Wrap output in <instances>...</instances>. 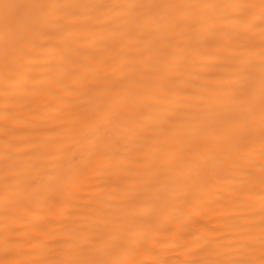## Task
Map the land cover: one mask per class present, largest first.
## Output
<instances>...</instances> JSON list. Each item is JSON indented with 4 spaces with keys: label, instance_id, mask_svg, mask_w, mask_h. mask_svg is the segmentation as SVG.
I'll return each mask as SVG.
<instances>
[{
    "label": "bare ground",
    "instance_id": "1",
    "mask_svg": "<svg viewBox=\"0 0 264 264\" xmlns=\"http://www.w3.org/2000/svg\"><path fill=\"white\" fill-rule=\"evenodd\" d=\"M28 15V10L21 13ZM259 34L257 20L252 58L257 77ZM190 37L191 33L163 57L138 63L132 52L121 62L120 72L137 78L144 74L143 91L147 102L156 106L154 114L195 116L204 127L200 131L180 126L160 153V166L126 177L130 185L120 180L123 173L114 166L85 172L77 180L63 181L54 193L30 198V193L44 190L45 154L70 133L72 125L63 118L82 99L88 85H68L78 93L61 90L59 96H51L40 90L43 72L39 62L23 68L24 77H31L27 83H22L24 77L19 74L6 76L0 67V233L11 228L18 237L44 233L63 239L69 227H80L107 238L113 229L134 221L135 230L125 234L117 254L125 261L144 264L239 259L238 253L244 251L241 246L250 236L258 248L259 179L264 169L258 97L249 137L229 119L234 106L233 80L245 68L237 59L240 52L223 33H205L199 40ZM9 161L16 164L9 166ZM174 181H178L176 194L161 210L142 216L131 210L134 195H146L147 187ZM253 183L256 186L250 193ZM242 200L249 201L254 210L240 204ZM19 258L77 257L54 256L45 249L32 254L25 249Z\"/></svg>",
    "mask_w": 264,
    "mask_h": 264
},
{
    "label": "snow or ice",
    "instance_id": "2",
    "mask_svg": "<svg viewBox=\"0 0 264 264\" xmlns=\"http://www.w3.org/2000/svg\"><path fill=\"white\" fill-rule=\"evenodd\" d=\"M24 10L30 15L22 17ZM257 20L258 77L252 59ZM189 33L196 40L205 33L230 37L245 68L243 75L233 80L234 106L229 119L250 137L258 97L264 145V0H0V67L6 76L24 77L23 68L39 62L43 76L38 83L48 95L59 96L61 90L78 93L68 85H88L82 99L63 118L72 125L70 133L45 154L44 190L30 193V198L54 193L63 181L77 180L85 172L114 166L123 173L120 180L130 185L126 177L160 166V153L180 126L204 131L203 121L195 116L184 119L171 112L154 114L156 106L147 102L143 91L144 74L137 78L119 71L130 53L137 54L138 63L163 57L178 48ZM30 79L24 77L22 83ZM261 155L264 157V151ZM15 164L9 161V166ZM32 182H36L35 177ZM177 183L147 187L146 195L132 197L131 210L141 216L161 210L176 194ZM255 186H249L250 193ZM259 201L258 248L255 237L250 236L241 246L244 251L238 253L239 259L198 260L193 264H264V169ZM239 203L254 210L249 201ZM19 206L23 207L22 203ZM134 230L133 221L104 238L100 233L69 227L60 239L44 233L18 237L15 229L8 228L0 233V264H144L125 261L117 254L125 234ZM25 249L32 254L45 249L54 256L77 258L22 260L19 257Z\"/></svg>",
    "mask_w": 264,
    "mask_h": 264
}]
</instances>
